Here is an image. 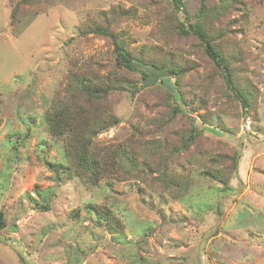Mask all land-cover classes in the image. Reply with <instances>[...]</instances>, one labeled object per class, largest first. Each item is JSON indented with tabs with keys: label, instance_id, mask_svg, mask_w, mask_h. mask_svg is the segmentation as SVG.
Segmentation results:
<instances>
[{
	"label": "rangeland",
	"instance_id": "rangeland-1",
	"mask_svg": "<svg viewBox=\"0 0 264 264\" xmlns=\"http://www.w3.org/2000/svg\"><path fill=\"white\" fill-rule=\"evenodd\" d=\"M171 1L40 0V13L25 4L12 26L15 2L0 0V209L7 223L0 229V264H264V0H242L250 17L233 39L246 66L243 83L253 95L250 111L223 96L221 81L210 79V64L193 55L191 42L175 41L201 64L184 82L188 110L199 97L206 105L199 112L210 113L204 147L240 153L228 189L210 177L211 156L203 150L174 163L188 179L187 192L177 200L134 178L103 179L96 186L64 173L57 180L46 164L55 170L65 164L44 115L64 91L70 70L106 73L112 66L111 43L80 36L79 27L115 5L133 7L136 17L119 23L133 45H164L160 13ZM187 2L197 9L199 0ZM155 99L151 93L147 104L139 101L135 123L142 128L158 113ZM110 100L121 121L101 132L98 142L142 137L129 122L135 97L124 91ZM193 114L198 127L204 126L199 113ZM103 207L120 220L116 230L97 216Z\"/></svg>",
	"mask_w": 264,
	"mask_h": 264
},
{
	"label": "trees",
	"instance_id": "trees-1",
	"mask_svg": "<svg viewBox=\"0 0 264 264\" xmlns=\"http://www.w3.org/2000/svg\"><path fill=\"white\" fill-rule=\"evenodd\" d=\"M39 1L14 0L12 26L19 21V12L25 4L35 8L33 13H40ZM250 11L242 0H199L196 10L187 0H172L171 7L160 13L164 45L149 47L134 46L128 33L119 26L122 20L136 17L133 7L115 5L97 19L81 25L80 36L92 34L111 43L112 66L106 73L94 72L87 67L71 69L64 91L55 94L45 111L48 136L65 155L62 170H55L51 162H46L56 179L62 180L61 173H64L96 186L103 179L134 178L149 186L155 185L157 191H165L177 200L187 192L188 179L174 170V163L183 154L203 150V154L206 152L211 156L210 177L228 189L238 168L240 153L233 148L213 152L214 149L204 147L202 139L210 125V113L207 110L199 112L206 109L205 99L199 97L192 99L197 104L188 110L184 82V78L201 64L184 55L175 41L191 42L193 55L210 64V79L221 81L223 96L229 102L235 99L243 110L250 111L255 105L253 95L243 83L246 66L240 45L233 40L236 33L242 31L240 25L247 22ZM76 66V63L72 65ZM124 91L135 97L131 115L135 120L130 116L129 122L133 133H140L142 137L132 139L130 136L120 143L102 145L97 136L121 121L110 97ZM151 93L156 97L154 103L158 113L145 119L142 128L140 123H135L141 116L139 101L147 104ZM193 112L199 113L204 126L198 127ZM88 209L97 213L91 205ZM99 212L97 216L109 230L121 226L120 220L107 207ZM6 224L5 212L0 209V229Z\"/></svg>",
	"mask_w": 264,
	"mask_h": 264
}]
</instances>
